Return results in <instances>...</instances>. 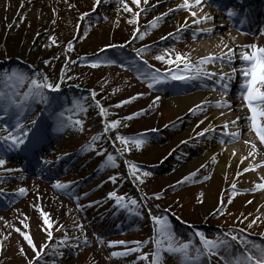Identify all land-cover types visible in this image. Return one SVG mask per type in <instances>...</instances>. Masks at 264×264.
I'll list each match as a JSON object with an SVG mask.
<instances>
[{
    "label": "rangeland",
    "instance_id": "rangeland-1",
    "mask_svg": "<svg viewBox=\"0 0 264 264\" xmlns=\"http://www.w3.org/2000/svg\"><path fill=\"white\" fill-rule=\"evenodd\" d=\"M159 1L140 0L137 6L133 0H100L98 5L95 0H0V68L7 70H0V93L6 94L0 99V138L28 133L18 148L0 139V160L5 161L0 166V264H151L154 240L165 247L169 241L149 217L127 216L126 208H135L138 197L151 218L167 219L175 246L190 244L188 264H225L238 255L243 260L252 245L264 246V196L256 198L239 186L240 168L218 170L223 152L208 159L223 129L216 126L218 120L209 121L207 100L192 106L199 95L229 81L211 75L184 43L190 34L179 4ZM210 8L225 9L220 1ZM233 11L218 24L237 19L239 12ZM208 25H213L210 19L201 27ZM186 63L208 75L172 80V75L194 74L185 71ZM12 73L23 80L8 79ZM154 73L163 83L152 81ZM45 77L59 90L45 88L25 99L31 80L44 82ZM234 91L239 95V89ZM44 95L58 108L51 105L49 115L57 116L44 120L47 131L34 132ZM13 100L22 106L10 104ZM238 101L248 127L250 113ZM240 119L234 116L237 123ZM114 121L118 126L106 129ZM18 124L23 125L19 133ZM249 133L252 140L258 138ZM117 136L129 143L121 144ZM134 139L145 143L137 148ZM37 141L40 153L35 154ZM58 183L67 187H55ZM110 193L123 200L117 203ZM202 232L207 240L231 247L226 252L221 245L210 259L197 235ZM24 234L31 236L39 258ZM138 246L139 251H131ZM162 264L181 261L164 253Z\"/></svg>",
    "mask_w": 264,
    "mask_h": 264
},
{
    "label": "bare ground",
    "instance_id": "bare-ground-1",
    "mask_svg": "<svg viewBox=\"0 0 264 264\" xmlns=\"http://www.w3.org/2000/svg\"><path fill=\"white\" fill-rule=\"evenodd\" d=\"M214 1L201 0V3L196 5L195 0H189V4L193 5L190 9L179 7L184 3V0H160L158 3L176 2L179 4L178 11L185 12L182 19L185 23L188 22L190 34L189 39L185 40L184 43L192 49L193 54L197 56L199 61L212 57L213 60L205 63V65L208 66L211 75L213 74L215 78L221 80L222 76L227 78L225 74H232L233 67L240 69L238 66L242 64L240 63L239 55L245 50L242 46L256 44L258 47H264V9H253V13L257 18L253 20L252 25L248 26L244 24L233 30L227 23L223 25L218 24L221 20H225L226 17H223L221 11L210 8ZM223 1L230 3L237 10L243 9L239 0ZM246 2L248 4L252 2L253 5L262 4V8H264V0H246ZM192 12H196L197 15L193 16ZM201 16L210 17L213 25L203 26L205 27L203 29L201 25L204 20L202 19L203 17L199 18ZM197 20L200 22L195 23L194 21ZM229 49L235 52V56L233 57L235 62L231 64L228 62ZM219 57H223V59H218ZM235 77L237 80L232 86L234 90L239 89L240 81L238 79L242 78V76L237 72ZM211 90L212 92L210 93L199 95L195 99L196 102L192 104V106H195L197 103L202 102V100H207L203 105L206 107L204 110H208V107L212 110L211 115L208 117L209 121L218 120L216 126L220 130L223 129V133L217 143V148L210 154L208 159L216 152H223L224 158L218 166V170H228L234 167L240 168L239 186L246 187L247 191H250L252 196L256 198L264 196V189L256 188L258 184H264V146L260 144L259 138L252 140L247 130L248 127L244 125L243 106L238 104L240 97L234 90L228 91V89L225 91L220 85L213 86ZM228 94L231 95V98H227ZM171 103L173 104V101ZM220 104H228L230 107H220ZM181 115L182 113L177 114L176 117ZM235 115L240 116L241 119L239 123L233 125L231 122L234 121ZM226 132H240L241 135L239 138L233 140L225 135ZM252 143L256 144L258 151H254L252 146H249ZM249 153L253 154L249 155Z\"/></svg>",
    "mask_w": 264,
    "mask_h": 264
},
{
    "label": "snow or ice",
    "instance_id": "snow-or-ice-1",
    "mask_svg": "<svg viewBox=\"0 0 264 264\" xmlns=\"http://www.w3.org/2000/svg\"><path fill=\"white\" fill-rule=\"evenodd\" d=\"M242 2V0H241ZM96 5H98L100 3V0H95ZM133 3L136 4L137 6H139L140 4V0H133ZM144 3H147V0H144ZM201 3V0H195V4L199 5ZM180 8H184V9H190L191 7H193V5L189 4V0H184V3L181 4L179 6ZM124 10L125 11H132L131 8L128 7L127 4H124ZM171 11V10H170ZM236 13L229 9L227 10V15L229 17L234 16ZM135 15H139V13H136ZM167 15V14H165ZM193 16H196L197 13L196 12H192ZM160 18L158 17L157 20H159ZM204 21H206L207 19H210V17H203L202 18ZM195 23H199L200 21H194ZM130 23H136L135 20L130 21ZM152 27H156V23L152 24ZM143 38V36H141V39ZM71 47V46H69ZM245 50L242 51L239 55V60L240 63L242 64V67L240 69H237L235 67H233L232 69V74H225L227 76V79L229 81V83H225L222 84V87L224 88L225 91H227L229 89L230 86V82L235 78V74L237 72L240 73V75L243 77V81L242 83L239 85V97L243 102L244 107H246L250 113L249 116H247L245 119L247 120L248 123V131L254 132L256 134V136L259 138V142L262 146H264V47H258L256 44H251V45H246V46H242ZM229 53L230 55H228V62L234 63V59L233 57L235 56V52L232 49H229ZM137 54L139 55V50L137 52ZM157 60H164V56H157L156 57ZM177 59H181V57H177ZM218 59H223V57H219ZM213 60L212 57L206 58V59H201V61L199 62L200 65H203L205 63H209ZM93 67H96V64L92 65ZM185 71L189 72V73H194L192 75H172L171 79L172 80H186V79H197L199 78L201 75H208L207 72H205L203 70L202 67H190L189 64H185ZM13 77L18 78L19 80H23V75H19L17 73H12L8 79H12ZM152 81L154 83H163L162 80L159 79V77L154 73L151 77ZM224 77H221V80H223ZM153 84H149V87H152ZM51 89L53 91H58L59 90V86L58 85H53L51 83H47V77L44 78V82H38L36 79H32L31 80V86H30V90L27 93H24V97L25 99H28L30 97V95L35 94L36 92H39L42 89ZM94 95V94H93ZM0 99H6V94L4 93H0ZM131 99H135V97L131 98ZM131 99L128 101H125L124 103H130ZM158 99V98H157ZM21 102L20 104H17L14 100L10 102V104L15 105L16 107H21L22 106ZM119 106V105H118ZM220 107H230V105L228 104H220ZM5 111H8V108H5ZM100 112L102 115L105 114V110L103 108L100 109ZM136 115H139V113H137ZM132 117H128V119H131ZM237 120H239V118H237ZM203 121H201L202 123ZM36 122L33 121V124H35ZM76 123H80L79 121H77ZM233 125L237 124V121H232L231 122ZM119 124V121H114L111 125H106V129L108 127L111 128H116ZM18 129V133H19V129L23 128L22 124H18L17 126ZM225 127H227V125H225ZM211 130V129H208ZM201 135H203V133H201ZM225 135L229 136L230 139H237L240 137V132H226ZM28 133L24 132L23 133V138L20 137L19 134L17 135H12L11 133H9V136L7 137H3L0 139H3L4 141H10V148H18L20 145H23L25 143V139H27ZM96 137H93V140H95ZM116 139L120 140L121 144H125L127 145L129 143V141L127 139H125L124 137L121 136H117ZM131 143L137 147L140 148L145 141L143 139H134L131 141ZM247 143V142H246ZM252 148L254 151H258L256 144L252 143ZM253 153H249V155H252ZM214 159V158H213ZM107 160L113 165L115 166V158L111 155H109L107 157ZM5 164L4 160H0V166H3ZM131 169L135 170L136 166L135 165H131L130 166ZM247 170V169H246ZM11 171V170H9ZM145 176L148 175V173H144ZM113 180H115V178H112ZM187 179V178H186ZM207 179V177L205 178ZM55 187L57 188H65L67 187L66 185L63 184H56ZM233 188H235V185H233ZM257 189H264V184H258L256 186ZM19 192L21 195H23L25 193V189L21 188L19 189ZM109 196L111 198H114L117 203H120L123 200V197H119L116 196L115 193H110ZM159 198V197H157ZM132 204H136V201L133 200L131 201ZM42 216H45V214L43 212H41ZM154 223L156 225H159V234L161 236H165L168 238V243L167 246H164V243L162 240L156 239L154 240V243L156 245V250L152 253V261L151 264H162L163 261V255L164 253H168L171 255H175L177 256V259L181 261V264H188V260H189V256H188V249L190 247V244L185 243L182 244L180 246H175L174 243H172V239L173 237L171 236L170 233L167 232V229L169 228V224L167 219H161L158 217H153L152 218ZM45 224H48L49 227L50 222L47 218V216H45V220H44ZM27 226V225H26ZM249 227H251V225H249ZM17 231H20L19 229H17ZM197 235L200 237V240L203 244L204 250H206L209 254H216V252H218L221 248V245L223 246L224 250L227 252L228 249L231 247L230 244H228L227 242L221 241L219 243L214 242V241H209L207 240L203 233H197ZM52 233L51 231H48V238L51 239ZM24 239L27 240L28 244L32 247L33 251L36 252V256L37 258H39L40 256V252L36 251V246L31 238L30 235L24 234ZM232 241H237L238 237L237 236H232L231 237ZM119 243L123 244V241H120ZM239 243L244 245L245 247H247L246 241L245 240H239ZM46 247V246H45ZM131 251H139V246L137 248L131 249ZM126 253H114V255H123ZM235 254L232 253V256H234ZM244 259L240 260V259H225V264H264V246L261 245H252L251 250H249L248 252L244 253ZM142 260H147L148 257L147 256H142L141 257ZM29 264H32V261H29Z\"/></svg>",
    "mask_w": 264,
    "mask_h": 264
},
{
    "label": "trees",
    "instance_id": "trees-1",
    "mask_svg": "<svg viewBox=\"0 0 264 264\" xmlns=\"http://www.w3.org/2000/svg\"><path fill=\"white\" fill-rule=\"evenodd\" d=\"M0 66H1V64H0ZM0 70H3V71H7L5 68L4 69H2V68H0ZM43 103L45 104L44 105V109H38V114H46V115H49L51 112H50V107H51V105H53V107H54V109L55 110H58V108H57V106L55 105V104H49V100L47 101V96L46 95H44V97H43Z\"/></svg>",
    "mask_w": 264,
    "mask_h": 264
}]
</instances>
